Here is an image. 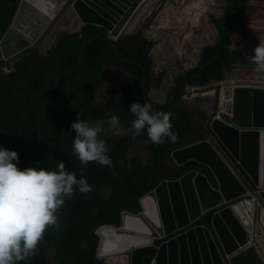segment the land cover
Masks as SVG:
<instances>
[{
    "label": "trees",
    "instance_id": "1",
    "mask_svg": "<svg viewBox=\"0 0 264 264\" xmlns=\"http://www.w3.org/2000/svg\"><path fill=\"white\" fill-rule=\"evenodd\" d=\"M19 1L0 0V39L11 24ZM230 3L234 9L238 0ZM92 35H107V30L85 24L81 31L62 34L47 53L34 50L16 61L14 67L27 75L36 87L44 89L59 73L79 62L83 43ZM152 45L141 35L125 36L119 41L122 53L139 62L149 75L148 83L141 91L144 97L152 83V64L148 56ZM228 45L225 40L219 54L216 47L205 48L197 73L204 63L209 65L204 75L192 84L221 80L225 69L244 62V53L229 52ZM217 54L219 57L215 60ZM111 67L119 68L120 72L110 71ZM190 75L187 73L175 81L165 103L160 106L163 110L174 104L179 87ZM142 76L139 69L119 61L105 42L94 41L90 46L88 63L68 76L53 94L38 97L27 92L35 107L26 102L21 88L0 84V146L17 151V167H36L39 161L40 167L50 168L63 161L68 170L84 176L92 188L91 192H77L66 198L65 204L55 213L58 227H47L35 252L18 264H99L95 257L99 242L95 232L98 228L104 224L119 225L123 210L139 212V200L143 195L162 180L176 179L189 170L188 165L176 166L170 160L169 164L166 162L172 150L181 148L195 137L193 112L184 104H179L170 115L172 130L177 133L175 142L166 139L163 144L154 145L146 133L137 135V140L123 138L115 142L113 151L108 150L111 167L96 162L81 165L74 154L72 141L75 133L70 129L69 119L75 118L79 112L81 119L96 125L105 121L106 114L113 110L118 117L129 119L127 108L131 102L139 101L134 87ZM104 89L109 94L116 91L118 96L108 97L103 94ZM99 97L105 101L98 103ZM73 100L78 104V110L73 109ZM42 108L47 110H39ZM102 128L104 131L98 135L109 142L113 134L106 121ZM185 134L192 136L184 140ZM139 140L147 153L144 161L138 156L128 157L130 148Z\"/></svg>",
    "mask_w": 264,
    "mask_h": 264
},
{
    "label": "water",
    "instance_id": "2",
    "mask_svg": "<svg viewBox=\"0 0 264 264\" xmlns=\"http://www.w3.org/2000/svg\"><path fill=\"white\" fill-rule=\"evenodd\" d=\"M71 1H20L11 27L0 41V83L16 85L18 80L35 95H49L87 63L90 44L104 40L121 61L143 72L140 85L144 86L146 71L124 57L116 44L124 35L120 33L125 14L122 7L130 0H95L97 3L75 0L72 8L82 22L103 25L111 30L110 35L89 37L79 62L59 73L44 91L40 92L22 73L12 70L13 61L37 46L42 33L70 8ZM42 2L49 5V10L43 8ZM190 80L183 84L176 103L168 111H162L140 95L137 97L149 102L155 110L169 114L182 100ZM185 96L188 98L190 94ZM217 99L218 92L214 94L211 110L205 111V138L171 153L176 164L191 161L204 166L208 173L191 170L176 180L162 181L141 198L142 214L137 217L124 214L121 228L115 230L102 227L97 234L102 239L101 257L128 251L131 264H264V247H245L256 227L264 231V129H258L264 128V88L235 87L230 113H217ZM256 195H260L261 203L258 200L254 206L252 198ZM135 226L148 238L128 233L136 230ZM125 236L142 242L125 247ZM118 245L120 251L103 254L104 249Z\"/></svg>",
    "mask_w": 264,
    "mask_h": 264
},
{
    "label": "clouds",
    "instance_id": "3",
    "mask_svg": "<svg viewBox=\"0 0 264 264\" xmlns=\"http://www.w3.org/2000/svg\"><path fill=\"white\" fill-rule=\"evenodd\" d=\"M139 1L140 0H130V2L126 4V6L122 7L123 12L125 14L123 15L124 25L120 33L123 32L124 35L121 36L118 39V41H116L118 48H119L120 39L125 36H131V35L143 36L142 31H139V32L130 31L131 24L133 23L134 19L137 17L139 12L142 10L144 6L143 4H145L146 2V0H141L140 2ZM74 2L75 0H72L70 3L71 4L70 8L65 13L60 15L59 18L55 21V23L47 31L43 32L40 38L38 37L39 39L37 38L38 41H37L36 47H34L30 52H28L24 56L13 61L12 70L22 73L25 77L29 79V77L25 75L22 71L15 69L14 63L16 61L22 59L23 57H25L26 55H28L34 50H39L42 53H47L49 50L53 48V46L56 44V42L59 40L62 34L74 32V31L75 32L81 31L83 25L94 24V23L82 22L78 13L72 8V4ZM94 2L97 3V1L95 0ZM230 2L231 0H225V4L222 10V15L216 21H212L213 26L217 30L216 45L213 47L217 48L218 54L225 40L228 41L229 45L227 48L229 52L240 51L244 53L242 49L232 48L231 36L233 34H236V36L240 35V31L244 28V25L246 23V15L248 11L254 9L264 14V10L257 7V6L264 7V0H239L237 7H235L234 9L232 8ZM19 3H18V6H19ZM249 5H256V7L249 6ZM18 6L16 8V12H17ZM135 6L136 8L133 11V8ZM96 8L97 7H94V9ZM239 8H242V9L239 10ZM131 12L132 14L128 18V20H126L125 19L126 16ZM72 18L75 19L74 22H72ZM152 19H154V15L152 16ZM77 23L79 25H77ZM11 24L7 28V30L11 27ZM63 26L64 28H61ZM97 26L104 27L107 30V35H102V36L108 37L110 35V32H111L110 29H108L107 27L103 25H97ZM149 26H150L149 24L143 25L142 29H146ZM221 26L224 27V30H221ZM7 30L5 31V33L7 32ZM5 33L3 34V36L5 35ZM51 36H53V41L51 42V44H45L46 39ZM241 36L244 40L245 46L248 48L249 62L247 61V58L245 56V60L243 63L237 62L233 64L229 69H225L223 79L218 80V81H209L208 83L203 84V85H195V84H192V82L202 77L204 75L205 69L209 65V63H204L202 66H200L199 73H197V69L199 68L200 60L203 54V51H202L201 55L199 56V59L197 60L195 71L190 73L192 75L185 78L184 79L185 81L179 87L178 97H179L180 89L183 86V84L187 80L191 79L187 83V86L184 89L185 93L183 95L182 100L176 105V107L179 104H184L188 108H190V110L193 112L192 126L194 130V136L196 137V138L194 137L193 140L186 142L185 143L186 145L182 146L181 148H184L186 146L199 142L200 140L205 138L206 132L204 129V125H205L204 115H205V111L211 110L214 94L216 92H218L217 113H230L231 108L233 106V89L235 87L254 86L258 88H264V84L262 83L260 79L257 78V76L255 78L258 79L260 81L259 83H262L263 86H256L252 80L254 76L249 75V74L236 73V74H233L232 76L227 77V73L230 72L233 68L234 69L232 71H235V66L242 67L243 69H247L251 67L253 72L256 74L255 64H257L259 69H261L264 73V42H259L253 48L252 50L253 54H251L249 51V44L247 43L249 31L245 30V33ZM252 36L264 37V35H253V34ZM2 38L0 39V41L2 40ZM95 41H103L111 49L109 43H107L106 41L104 40H95ZM146 41L153 43L152 48L156 44V42H153L147 39ZM46 46H49V47L45 48ZM90 46H89V50H90ZM82 49H83V46H82ZM151 50L149 51L148 56L152 64L151 70H150L152 83H151V88L146 97L141 95V91L148 83L149 75L147 74V72H146V75H147L146 84L144 86H141L140 83L144 77L143 72L137 66L121 61L113 53L112 49H111V52L122 63L133 66L142 72V75H143L142 78L138 81V83L134 87V94H135L136 99H138L137 95H140L144 99L156 105L162 111H168L176 103L178 97L176 101L174 102V104L169 109L163 110L160 106L165 103L168 93L172 90V88L175 85V81L180 78H184L187 73H184L180 77L175 76L174 78H168L170 79V82L165 84V80L167 78H163L164 73L159 74L157 77H155L153 74V61L150 57ZM218 54L215 60L219 57ZM88 55H89V51H88ZM122 55L126 57L123 53ZM126 58L132 59L134 62L141 65L139 62H137L133 58H130V57H126ZM144 70L146 71L145 68ZM110 71L120 72V69L111 67ZM163 81H164V84L169 87L165 90V93L162 96H159V93H161V91H159V88ZM4 83H7V82H4ZM15 84L16 85L14 84H11V85L21 88L23 92H24L23 89H25L26 93L31 92L27 90L20 81L16 80ZM47 86L44 89H39L35 85V87L40 92L44 91L47 88ZM157 92L159 93L157 94ZM114 93H115L114 96L115 95L118 96L116 91H114ZM187 93L190 94L188 98L185 96V94ZM35 96L40 97V96H48V95H35ZM28 100L29 101H27L26 99V102L31 107H35L30 102L29 97H28ZM138 100L143 103H140L139 101H133L130 103L129 108H127L129 115H130L129 119H122L118 117V115L116 114L114 110L111 113L106 114L105 121L107 122L113 134V138L109 142H107L105 138H102L98 135L99 133L104 131V129L102 128V125L105 123V121H101L99 124H96V125H90L87 119L80 118L79 112H77L75 118L69 119V122H71L70 129L74 130V133H75L73 141H72V150L74 154L77 156V158L79 159V162L81 165H86L89 162H96L100 165L111 167L112 160L107 153H108V150L110 152L114 150L115 142L123 138H128V137H132L133 140H137V135L141 133H146L147 137L149 138L151 143L154 145L163 144L166 139L171 142L176 141L177 133L172 130V124L170 122V115L176 107L169 114H166V113H162L160 111L155 110L149 102L147 101L144 102L140 99ZM71 105L73 106L74 110H78V104L76 103L75 100L71 102ZM39 110L46 111L47 109L42 108ZM197 119H200L201 123L195 126L194 123L197 121ZM258 129H264V128H258ZM139 142L141 141L140 140L137 141V143L133 147L130 148L128 152V157H129V153L131 149L134 148L136 145H138ZM181 148H178V149H181ZM178 149H175V150H178ZM173 151L174 150L170 152L169 158L166 161L167 164H169V160H170L171 164L173 163L176 166L188 165L189 170L187 172H190L191 170H195L196 172H199L201 174L208 173L207 169L204 166L191 162V161L183 165L176 164L171 157V153ZM18 162H19V156H18L17 151L0 146V264H18L19 261L27 259L30 254H33L35 252L37 244L39 240L42 238L45 229L47 227H58V220H57V216L55 213L59 210V208L62 205L65 204L66 198L73 197L72 195H75L73 193H77V192L88 193L92 191V188L88 180L84 176L78 174L75 170H72V169L68 170V166L63 161L56 163L52 167L49 166L50 168L40 167L39 166L40 162L37 161L36 167H24L22 169L17 167ZM81 171H83V169H81ZM187 172H185L184 174H186ZM176 179H173V180H176ZM145 195H143L141 198H143ZM259 198H260V195H256L252 198V203L254 204V206H256L255 203H257ZM140 200H139V203H140ZM260 203L261 201L259 200V204ZM140 207H141V210L137 213L123 210L120 215L119 225L104 224L100 226L98 230L95 232V235L99 239V242L96 248V253H95L96 260H98L99 264L101 263L102 264H131V258L129 257L128 251H124L120 254L113 255L110 257H101V249H102L101 240L102 239L97 234L99 233V230L104 226H108L112 229L121 228L124 214H130L134 217H137L138 215L142 214L141 204H140ZM146 219L148 218L146 217ZM135 229L136 230H131L128 233L134 236H144L148 238V235L138 232L137 226H135ZM255 235H258V236L256 237ZM249 246H256L257 248L259 246L264 247V231L263 229H261L260 226L254 229L252 235L248 239L245 247H249ZM99 255L101 258L99 257ZM114 257H120V258L108 260ZM50 264H53V263H50ZM151 264H153V262Z\"/></svg>",
    "mask_w": 264,
    "mask_h": 264
},
{
    "label": "crops",
    "instance_id": "4",
    "mask_svg": "<svg viewBox=\"0 0 264 264\" xmlns=\"http://www.w3.org/2000/svg\"><path fill=\"white\" fill-rule=\"evenodd\" d=\"M215 2L216 0H183L180 3L178 0H146L131 24L130 31H142L147 40L156 42L150 52L155 77L164 73L163 78L168 79L192 73L202 51L216 45L217 30L212 21L219 17H215L212 11ZM146 24L150 26L142 29ZM221 30H224L223 26ZM160 31H163L165 38L158 37ZM251 36L252 33L249 32L248 38ZM52 41L53 36L47 38L45 44H51ZM252 50L249 46L251 54ZM193 62L195 65H188ZM167 83L165 80V84ZM165 84L164 81L161 83L159 96L169 87ZM109 253L113 252L109 248L104 249L103 254Z\"/></svg>",
    "mask_w": 264,
    "mask_h": 264
},
{
    "label": "rangeland",
    "instance_id": "5",
    "mask_svg": "<svg viewBox=\"0 0 264 264\" xmlns=\"http://www.w3.org/2000/svg\"><path fill=\"white\" fill-rule=\"evenodd\" d=\"M179 3L182 2L183 0H178ZM190 1V0H189ZM189 3V2H188ZM224 0H216L215 5L212 7V11L214 13L215 17H220L222 15V10L224 7ZM182 7V6H181ZM74 18H72V22H74ZM77 25H79L77 23ZM174 26L177 24H173ZM246 31H249L250 33H252L253 35H264V14H262L260 11H256V10H250L247 12L246 15V23L244 25V28L240 31V35L236 36V34H233L231 36L232 39V48H237V49H242L245 53V56L247 58V61L249 62L248 59V48L245 46L244 44V40L242 38V34L245 33ZM160 35H158L159 38H165V35L163 33V31H160ZM216 37V35H215ZM247 42L250 46L251 49H253L259 42H264V37H259V36H251L247 39ZM49 46H46L45 48H48ZM197 62V61H196ZM190 66L195 65V62L188 64ZM234 69V68H233ZM232 69V70H233ZM255 69H256V74L253 72L252 68H247V69H243L242 67L239 66H235V71H230L227 73V77L232 76L233 74L239 73V74H249L254 76L253 77V82L255 83L256 86H263L264 84V73L261 69H259L258 65L255 64ZM257 76L258 79H260L262 81V83H259L260 81L258 79H256L255 77ZM166 81H168V83L170 82V79H166ZM159 92H157L158 94ZM103 94H107L108 97H112L114 96V92L112 94H109L106 92V90H103ZM105 101L104 99H102L101 97L98 98V103H101ZM201 123L200 119H197V121L194 123V125H199ZM190 136H192L191 134H185L183 136V139L186 140L188 139ZM143 143H139L138 145H136L134 148L131 149L129 156L130 157H136L138 156L139 158H141L143 161L146 159L145 155L147 154L146 151L143 148ZM153 218V217H151ZM137 222H140V220H136ZM126 237V241H125V247H127L129 245V241L130 238L129 236H125ZM119 246V245H118ZM124 247V248H125ZM119 250H121V247L119 246ZM111 252L115 251V247H112L109 249Z\"/></svg>",
    "mask_w": 264,
    "mask_h": 264
},
{
    "label": "bare ground",
    "instance_id": "6",
    "mask_svg": "<svg viewBox=\"0 0 264 264\" xmlns=\"http://www.w3.org/2000/svg\"><path fill=\"white\" fill-rule=\"evenodd\" d=\"M32 2L34 3H38V2H41V0H31ZM42 6L43 8H47V10H49V5L45 2H42ZM29 96V95H28ZM142 240L141 239H138V238H130V241H129V245L130 246L131 244H138V243H141ZM116 251L119 250V246H117V248H115Z\"/></svg>",
    "mask_w": 264,
    "mask_h": 264
},
{
    "label": "built area",
    "instance_id": "7",
    "mask_svg": "<svg viewBox=\"0 0 264 264\" xmlns=\"http://www.w3.org/2000/svg\"><path fill=\"white\" fill-rule=\"evenodd\" d=\"M261 232V231H260ZM256 237L258 236V235H255ZM251 243V242H250Z\"/></svg>",
    "mask_w": 264,
    "mask_h": 264
}]
</instances>
